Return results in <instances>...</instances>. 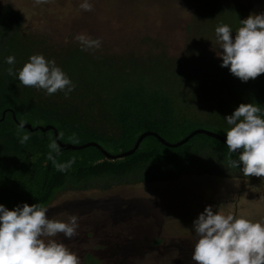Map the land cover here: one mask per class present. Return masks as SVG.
<instances>
[{
    "label": "rangeland",
    "instance_id": "rangeland-1",
    "mask_svg": "<svg viewBox=\"0 0 264 264\" xmlns=\"http://www.w3.org/2000/svg\"><path fill=\"white\" fill-rule=\"evenodd\" d=\"M19 1L0 0V19L3 24L18 25L22 38L45 40L48 46L66 49L74 44L82 47L75 37L85 34L101 41L100 48L93 49L104 56L140 58L138 63L151 77L162 71L174 73L168 83L178 91L179 101L188 106L190 119L194 114L202 119L213 106L212 96L217 97L229 85L243 92L238 89L240 81L231 74L220 73V84L212 77L215 71H229L220 66L222 60L216 55L215 28L227 24L235 34L239 20L264 13V0ZM85 2L92 5L91 11L80 7ZM7 10L11 13L6 14ZM163 59L175 63L162 65ZM188 70L197 75L195 82L181 76ZM250 81L244 85L250 86ZM255 81L264 88V74ZM208 87L215 89L211 92ZM191 126L226 136V131L207 122L195 121ZM200 135L192 146L206 140L225 153L221 144ZM63 143L80 145L75 139ZM206 158L199 165L186 168L175 164L146 175L154 179L149 182L109 188L93 183L88 190L61 192L46 207V215L65 222L68 215L78 216V235L72 240L62 235L57 239L79 256L80 264H194L192 225L206 206L264 222V177H246L231 169L223 174ZM178 170L177 177L169 174L168 180L156 179Z\"/></svg>",
    "mask_w": 264,
    "mask_h": 264
},
{
    "label": "trees",
    "instance_id": "trees-1",
    "mask_svg": "<svg viewBox=\"0 0 264 264\" xmlns=\"http://www.w3.org/2000/svg\"><path fill=\"white\" fill-rule=\"evenodd\" d=\"M35 54L54 60L70 78L75 87L67 97L61 91L48 95L45 90L22 86L16 76L8 75L7 69L11 67L5 62L8 56L15 57L14 68L19 69ZM140 60L130 56H104L95 49L82 50L77 44L56 49L48 46L45 40L22 38L18 25L3 24L0 19V204L10 210L25 203L47 207L58 194L67 190H88L93 183L109 188L129 182H149L154 179L146 175L163 172L175 164L186 168L199 165L207 156L211 166L218 167L223 174L230 169L241 173L229 167L226 145L205 135L200 136L221 144L225 153L206 140L192 146L190 143L195 136L177 148L166 147L148 136L130 156L112 159L97 147L77 151L59 148L52 131L31 132L20 127L19 124L51 125L62 143L66 139L79 140L80 145L93 142L115 156L130 150L144 132H154L166 142L176 143L195 130L191 126L195 121L227 131L230 126L223 118L231 115L241 103L253 101L264 109L262 85L256 79L249 82L250 86L244 85L235 77L241 84L238 89L243 92L229 85L220 90L217 97L212 96L213 106L202 119L198 114L190 119L188 106L179 101L178 91H173L172 84L168 83L175 74L162 71L151 77L138 63ZM164 62L170 61L163 59L162 65ZM181 68H185L183 64ZM220 73L231 74L229 71L212 73L217 84L223 80ZM181 74L188 82L197 79L190 70ZM208 88L211 92L215 89ZM245 92L250 93L243 95ZM182 98L184 102L185 97ZM188 129L191 130L185 134ZM25 135L30 138L21 143ZM52 144L57 147H50ZM232 156L238 159L237 154ZM69 162L72 163L65 171L56 167ZM169 174L172 178L180 175L179 170L177 173L170 171L156 179L168 180Z\"/></svg>",
    "mask_w": 264,
    "mask_h": 264
},
{
    "label": "clouds",
    "instance_id": "clouds-1",
    "mask_svg": "<svg viewBox=\"0 0 264 264\" xmlns=\"http://www.w3.org/2000/svg\"><path fill=\"white\" fill-rule=\"evenodd\" d=\"M80 7L92 10L87 2ZM239 25L235 34L227 24L215 28L216 55L222 60V68H228L241 82H248L264 74V13L249 14L239 20ZM75 40L85 51L101 46L99 39L85 34L77 35ZM5 62L11 66L8 75L16 76L22 86L45 90L48 95L61 91L65 97L74 90L67 74L42 54L31 55L19 69L14 68V56H8ZM223 119L230 126L224 140L229 167L239 169L246 177H264V109L254 103H241ZM29 138L25 135L21 143ZM233 153H238V159L231 158ZM49 159L55 163L51 155ZM71 163L56 167L65 171ZM47 212L37 203H25L12 210L0 204V264H80L79 256L57 239L62 235L72 240L78 235V216L68 215L65 222L48 217ZM192 231L196 238L191 256L194 264H264V222L226 215L209 205L193 221Z\"/></svg>",
    "mask_w": 264,
    "mask_h": 264
},
{
    "label": "water",
    "instance_id": "water-1",
    "mask_svg": "<svg viewBox=\"0 0 264 264\" xmlns=\"http://www.w3.org/2000/svg\"><path fill=\"white\" fill-rule=\"evenodd\" d=\"M4 113H2V118H3V115ZM20 127L22 128H25L31 132H36V131H41L42 133H45L47 131H52L53 132V135H54V140L57 144V146L59 148H65V149H68V150H82L84 148H87V147H97L103 154L104 156L106 157H110L112 159L114 158H124V157H127V156H130L131 154H133L136 149L138 148L140 142L148 137V136H152L154 138H156L160 143H162L163 145H165L166 147H169V148H177V147H180L182 145H184L185 143H187L191 138H193L194 136L196 135H199V134H202V135H205L207 137H210L212 139H215L221 143H223L224 145H226L224 143V138L221 137L220 135H218L217 133H214V132H210V131H206V130H202V129H195L193 130L192 132H190L185 138H183L182 140L176 142V143H168L166 142L164 139H162L158 134L154 133V132H144L142 134L139 135V137L136 139L135 141V144L134 146L126 151V152H123V153H120L118 155H115V156H112L110 154H108L106 151L102 150L96 143H91V142H88V143H85V144H82V145H79V146H73V145H70V144H67V143H62L59 141L58 139V133H57V130L51 126V125H46V126H35V127H32L30 124H19ZM238 155V153H235Z\"/></svg>",
    "mask_w": 264,
    "mask_h": 264
},
{
    "label": "flooded vegetation",
    "instance_id": "flooded-vegetation-1",
    "mask_svg": "<svg viewBox=\"0 0 264 264\" xmlns=\"http://www.w3.org/2000/svg\"><path fill=\"white\" fill-rule=\"evenodd\" d=\"M224 145V144H223ZM227 147V146H226ZM236 173H239V172H236Z\"/></svg>",
    "mask_w": 264,
    "mask_h": 264
}]
</instances>
